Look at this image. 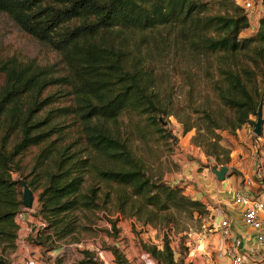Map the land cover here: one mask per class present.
Instances as JSON below:
<instances>
[{"label": "trees", "instance_id": "trees-1", "mask_svg": "<svg viewBox=\"0 0 264 264\" xmlns=\"http://www.w3.org/2000/svg\"><path fill=\"white\" fill-rule=\"evenodd\" d=\"M236 1L0 0V12L57 52L66 67L55 76L34 58L0 55V264H9L17 249L16 217L26 212L21 181L39 191L33 217L42 224L26 242L43 252L95 232L97 213L112 210L142 226L204 214L202 202L151 177L135 153L136 138H170L158 119L168 115L169 103L155 92L152 66L131 40L176 28L202 56L220 106L217 120L202 111L207 133L235 136L252 126L264 99V17L242 36L250 22ZM219 139L207 155L226 167L229 151ZM32 149L37 152L26 161ZM104 219L117 234L118 219ZM108 250L113 264H131L116 247ZM141 253L155 264H187L174 259L166 239L160 247L143 245ZM82 254L79 264H98Z\"/></svg>", "mask_w": 264, "mask_h": 264}, {"label": "rangeland", "instance_id": "rangeland-1", "mask_svg": "<svg viewBox=\"0 0 264 264\" xmlns=\"http://www.w3.org/2000/svg\"><path fill=\"white\" fill-rule=\"evenodd\" d=\"M247 1L253 5L251 10H244L248 14L250 29L244 31L242 36L249 35L257 20L264 17V0L236 2L244 9ZM182 40L177 37L176 28H165L145 40L139 36L131 40V44L141 48V56L152 66L155 92L161 97L165 96L169 103L168 115H159L158 119L161 121L164 134L170 135V138L163 140L155 135L145 143L136 138L133 141V148L136 155L144 161L151 177L161 178L172 186H181L184 194L193 199L202 198L203 201L200 202L205 206L204 214L193 218L175 214V221L170 225L142 226L135 219L123 218L112 210L110 213L106 212V216L97 213L101 219L92 226L95 232L79 234L78 243H73L71 238L58 241L56 249L52 252L31 248L27 256L35 259L37 264H79L84 258L83 252L92 255L93 260L98 264H113L114 258L108 250L109 247H116L131 264H144L142 246L160 247L165 239L176 261L183 260L187 264H197L193 257L202 249H198L201 242L211 236L214 215L213 204L207 197H202L205 194L202 187L214 184L210 169L215 164L220 166L214 155H207L209 144L216 135L220 137L218 142L224 145V149L237 148V145L244 143L262 147L263 142L255 139L252 126L242 127L235 136H229L226 131L219 130L207 133L202 111L208 112L212 119L217 120L220 106L205 77L207 67L202 56L191 52ZM1 54L34 58L40 65L50 67L55 76L66 73V67L57 52L22 32L7 15L0 12ZM260 102L264 118V99ZM255 120L256 118H253V122ZM123 122L128 123L125 119ZM187 127L191 129L184 134L183 130ZM36 152L37 149H32L26 156V161H30ZM229 162L230 160L227 166ZM185 176H191V181L185 180ZM38 193L39 191L33 192L32 209L26 210L23 223L20 225L21 228L24 225L23 229L29 226H33V230L41 227L42 223L39 219L33 217ZM104 217L118 219L115 226L117 234H114ZM18 236L19 242H26L27 237L24 232L20 230ZM204 255L202 253L203 258ZM15 263L16 257L9 264ZM204 264L210 263L204 262Z\"/></svg>", "mask_w": 264, "mask_h": 264}, {"label": "crops", "instance_id": "crops-1", "mask_svg": "<svg viewBox=\"0 0 264 264\" xmlns=\"http://www.w3.org/2000/svg\"><path fill=\"white\" fill-rule=\"evenodd\" d=\"M257 140L263 142L262 147H257V144L244 143L243 145H237V148L226 149L229 151L230 162L228 166L226 165L228 170L223 181H218L210 169L214 184L202 187L203 192L205 191L202 197H207L213 204V230L211 236L201 242L198 249H202L197 251V254L193 257L197 264L210 263L213 260L221 264L227 263L228 258L225 253L229 249L230 240L223 239L219 233V223L224 217L229 220L232 236L241 239L239 253L244 264H264V250L258 244L255 232L244 227L238 208L232 204V194L238 190L264 197V134L258 137ZM218 143L224 148V145ZM217 165L215 164V166ZM221 167V165L217 166V169ZM231 171L235 174L230 175ZM191 178V176H185L187 181H191ZM195 200L203 201L200 197H196ZM262 218L264 220V215ZM23 226L22 228L20 226L19 232L20 230L24 232L26 237L33 233V226L24 227V229ZM33 247L27 242L18 241L17 249L10 257L11 261L14 260V257H16V262L22 257H28L27 252ZM35 248L39 249L38 247ZM202 253L205 254L204 258Z\"/></svg>", "mask_w": 264, "mask_h": 264}, {"label": "built area", "instance_id": "built-area-1", "mask_svg": "<svg viewBox=\"0 0 264 264\" xmlns=\"http://www.w3.org/2000/svg\"><path fill=\"white\" fill-rule=\"evenodd\" d=\"M245 10H251L253 5L247 1L244 4ZM232 204L238 208V212L242 218L244 227L255 232V237L264 250V197L249 194L247 191L238 190L232 194ZM25 213H20L16 217V223L20 225L23 223ZM220 236L225 240H230L229 249L225 255L228 258L226 264H244L243 258L239 253L241 239L233 237L229 220L224 217L219 223ZM15 264H37L36 260L31 257H22ZM144 264H155L147 255H144ZM210 264H221L215 261Z\"/></svg>", "mask_w": 264, "mask_h": 264}, {"label": "water", "instance_id": "water-1", "mask_svg": "<svg viewBox=\"0 0 264 264\" xmlns=\"http://www.w3.org/2000/svg\"><path fill=\"white\" fill-rule=\"evenodd\" d=\"M256 120L252 123V133L256 137H261L263 134V124L264 118L262 117V103L260 102L256 111H255ZM226 167H221L217 169V166L211 167V172L215 175L218 181H223L225 175L227 173ZM22 184V192H21V200L22 206L25 210H31L34 203V195L33 192L28 188L24 181H21Z\"/></svg>", "mask_w": 264, "mask_h": 264}]
</instances>
